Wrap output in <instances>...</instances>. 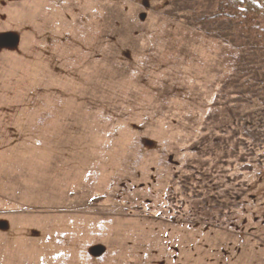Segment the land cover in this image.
Masks as SVG:
<instances>
[{"label": "rangeland", "instance_id": "obj_1", "mask_svg": "<svg viewBox=\"0 0 264 264\" xmlns=\"http://www.w3.org/2000/svg\"><path fill=\"white\" fill-rule=\"evenodd\" d=\"M214 5L0 0V264H264V207H208L243 171L201 141L244 37Z\"/></svg>", "mask_w": 264, "mask_h": 264}, {"label": "trees", "instance_id": "obj_2", "mask_svg": "<svg viewBox=\"0 0 264 264\" xmlns=\"http://www.w3.org/2000/svg\"><path fill=\"white\" fill-rule=\"evenodd\" d=\"M214 1L212 13L199 20L231 23L244 36L234 45L239 52L232 56L231 71L217 94V100L222 101H215L211 113L214 115L212 122L216 124L213 130L218 135L212 136L211 140L205 136L201 139L217 159L211 166L210 178L211 173L224 174L225 165L238 166L247 174L243 184L240 182L243 171H240V176L235 175L229 180L233 184L230 190H225L216 199L207 198L212 203L208 207L217 211L218 218L223 220L222 211L237 210L241 197L264 207V0ZM227 95H231V100ZM206 152L202 155H207ZM207 163H202V167ZM201 196L196 195L197 209L210 212L204 205L207 200Z\"/></svg>", "mask_w": 264, "mask_h": 264}, {"label": "crops", "instance_id": "obj_3", "mask_svg": "<svg viewBox=\"0 0 264 264\" xmlns=\"http://www.w3.org/2000/svg\"><path fill=\"white\" fill-rule=\"evenodd\" d=\"M136 246V244H134ZM139 246V244H137Z\"/></svg>", "mask_w": 264, "mask_h": 264}]
</instances>
